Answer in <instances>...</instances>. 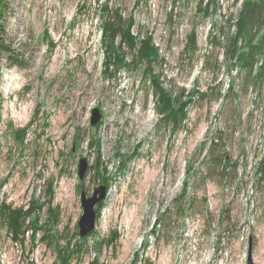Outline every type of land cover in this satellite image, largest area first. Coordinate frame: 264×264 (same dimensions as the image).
Masks as SVG:
<instances>
[{"label": "rangeland", "instance_id": "rangeland-1", "mask_svg": "<svg viewBox=\"0 0 264 264\" xmlns=\"http://www.w3.org/2000/svg\"><path fill=\"white\" fill-rule=\"evenodd\" d=\"M1 1V264H61L68 245L69 264H264V76L230 40L245 0ZM118 15L135 20L138 38L153 36L162 85L193 94L176 129L155 110L147 62L106 70L104 24ZM81 158L88 195L110 187L85 241ZM33 203L16 240L3 209ZM116 229L117 242L97 247Z\"/></svg>", "mask_w": 264, "mask_h": 264}, {"label": "trees", "instance_id": "trees-1", "mask_svg": "<svg viewBox=\"0 0 264 264\" xmlns=\"http://www.w3.org/2000/svg\"><path fill=\"white\" fill-rule=\"evenodd\" d=\"M238 2V0H237ZM107 9V8H106ZM4 5L0 0V19L4 14ZM118 20L116 23L113 21H108L104 24V41L109 40L108 58L106 61V70H110L112 65H137L138 61H145L148 63L147 70L145 71L146 76L150 78L152 84V90L156 97L155 110L161 115L162 120L173 118V128L179 127L182 125L185 118L188 116V106L193 101L192 93L190 96L183 100L182 96L184 92L180 93L178 96L171 90H167L161 83L160 75L155 74L153 71L154 61L158 60L160 52L156 44L154 43L152 35H146L142 39L138 38L133 34L132 28L135 24L133 18L128 19L127 21H122L121 15H118ZM234 20V19H232ZM237 31L233 37H231L232 44V53L238 55L240 63L248 65L250 70H254L258 67V72L261 76H264V0H245L242 6V9L239 13L238 18H236ZM260 31L262 34L260 35ZM122 34V41L119 46H116L117 36ZM191 42L193 45L197 44L196 34L193 33L191 36ZM241 40H245V45L247 51H241L240 55L238 54V45ZM6 35L0 26V52L9 54L10 56V47L6 43ZM128 44L133 51V59L131 62H127L125 59L126 51L124 50L123 45ZM258 57H262V62L258 64ZM101 126V123L98 127ZM91 144L100 148V140L95 138L91 141ZM100 150V149H99ZM221 160V158H219ZM264 165V160L262 162ZM102 162L98 161L97 166L93 167L94 171L96 169L95 175L100 176L103 173V169L97 170V167H101ZM104 172H107V168L104 169ZM106 184V182H104ZM108 185V183H107ZM108 188L110 189L109 185ZM104 205V202L100 203L97 207L98 219L101 216V209ZM36 205L33 203L32 209L30 210H12L11 207L5 206L3 209V214H7L9 221V230L14 235V239L19 240L25 235V224L26 219L33 216V211H35ZM57 219V215L55 217ZM53 219V218H51ZM156 232V229L154 230ZM95 231L90 234L94 235ZM120 238V234L116 229L111 237L105 242H98L97 247H102L104 244L111 245L115 241L117 242ZM85 238H82V241ZM83 250V243H78L77 253H81ZM61 264H69L71 255L69 253V245L66 247V251L61 253ZM136 262L140 260V255L136 256ZM1 264V261H0Z\"/></svg>", "mask_w": 264, "mask_h": 264}, {"label": "water", "instance_id": "water-1", "mask_svg": "<svg viewBox=\"0 0 264 264\" xmlns=\"http://www.w3.org/2000/svg\"><path fill=\"white\" fill-rule=\"evenodd\" d=\"M102 118L103 114L101 110L99 108H94L91 116V124L93 126L98 125L102 121ZM88 167V159L81 158L78 167V176L82 183L81 201L83 206V214L78 221L79 235L81 238H86L95 231L98 220L97 207L106 200L109 194L108 185L100 184L94 189L92 195H88L84 187V180Z\"/></svg>", "mask_w": 264, "mask_h": 264}]
</instances>
